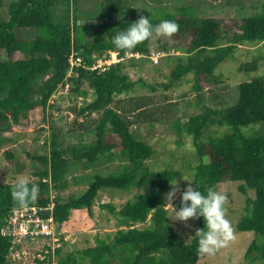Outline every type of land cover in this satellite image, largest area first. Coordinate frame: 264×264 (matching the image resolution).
<instances>
[{
	"label": "trees",
	"instance_id": "obj_1",
	"mask_svg": "<svg viewBox=\"0 0 264 264\" xmlns=\"http://www.w3.org/2000/svg\"><path fill=\"white\" fill-rule=\"evenodd\" d=\"M57 1L12 0L7 6V19L0 20V134L10 132L13 125L22 123L35 108V102L44 109L72 70V75H76L68 79L74 86L72 91L78 92L80 82H86L93 91L92 100L79 109V114L100 113L93 129L95 140L69 151L61 150L53 143L49 156L42 159L44 163L48 162L49 171L37 182H26L29 187L37 186V193H40L26 205L19 204L11 195L18 183L0 186V264H7V257L15 246L12 238L1 234L5 219L18 207L47 206L50 196L48 177L52 188L62 191L67 188L66 176L76 163L91 168L116 160L120 161L117 169L94 174L82 194L65 202L56 201L52 218L57 225L68 220L71 210L85 209L91 215L94 200L102 189H139L140 192L117 211L121 225L126 228L116 231L110 242L100 240L93 247L60 255L57 264H199L203 258V253L198 250L200 233L197 232L190 243H184L170 224L163 202L164 194L172 187L170 182L179 177V172L151 170L146 161L153 156L154 149L135 138L128 121L112 105L115 97L131 92L135 82L123 72V62L95 67V58L105 52H116L119 57L138 53L149 59L152 52L149 38L127 50L116 48L112 38L141 16L149 17L153 25L169 20L177 25L173 34L187 39L188 51H185L186 55L176 57L168 81L174 85L192 74V88L201 91L207 79L218 82L214 75L216 69L232 59L240 45L264 42V8L243 17L236 28L223 31L221 19L198 18L189 7L151 12L127 7L124 0H102L95 9L99 23L85 25L95 30L93 38L82 43L76 33L81 27L77 25L81 20L78 0H63V9L53 19L51 8ZM2 51L6 53L5 58L1 56ZM72 53L79 59V65L73 68L69 63ZM17 54L22 58L14 59ZM257 66L258 60L253 59L243 63L240 71L253 72ZM237 92L232 105L205 108L184 123L177 120L175 125L178 133L191 137L198 159L192 175L194 188L196 184L206 194L208 188L215 190L224 181H239L241 193L245 194L247 189L254 191L255 197L247 200L245 214L236 228L253 234L244 260L249 264L258 261L264 264V131H257L260 127L253 128L251 134L241 130L264 123V77L239 83ZM80 95L86 97L87 93L83 91ZM225 126L228 130L220 136L202 139L203 132L209 128ZM103 207L114 211L110 204H103ZM174 207L179 209L180 200ZM196 220L197 230H207L202 217ZM146 222L148 224L143 228L135 227ZM56 253L59 254L58 249Z\"/></svg>",
	"mask_w": 264,
	"mask_h": 264
},
{
	"label": "rangeland",
	"instance_id": "obj_2",
	"mask_svg": "<svg viewBox=\"0 0 264 264\" xmlns=\"http://www.w3.org/2000/svg\"><path fill=\"white\" fill-rule=\"evenodd\" d=\"M10 1L12 0H0V20L7 19V6ZM101 2L102 0H78L79 16L81 20L86 21L85 25L90 20H96L95 9ZM124 4L137 10L151 12L157 9L174 11L181 6L189 7L198 18L221 19L223 31L236 28L243 17L259 13L264 8V0H124ZM63 7V0H58L51 8L53 19ZM85 25H80L76 31L82 43L90 41L95 31ZM149 39L150 51L164 52L166 55L158 59V64H154L148 57L124 55V61H121L125 64L123 72L135 82V86L131 92L115 97L112 105L128 121L135 138L148 143L154 149L153 156L146 161L147 166L154 171L171 169L179 172L176 179L179 191L172 201L174 205L180 200L181 193L188 183L191 182L193 186V169L198 163L191 137L178 133L175 122L178 120L179 123H184L191 115L201 113L205 108L218 109L232 105L237 98L239 83L255 77H264V42L240 45L234 57L216 69L214 75L218 82L207 79L204 89L195 91L192 88L194 84L192 74L174 85L168 81L176 57L184 56L185 51H188L187 39L173 33L160 36L153 33ZM1 56L5 58L6 53L2 51ZM115 57L118 59L115 52H105L95 58V63L98 67L108 66L117 62L115 60L111 62L112 59H116ZM13 58L22 56L17 54ZM253 59L258 60L255 71H240L243 63ZM74 76L76 75L71 73L67 78ZM68 79L51 95L45 110L38 105V97L35 96L34 100L37 101L35 108L27 114L22 123L13 125L10 132L0 134V139H6L0 140L1 187L20 181H39L41 175L49 171L48 162L44 163L42 159L49 156L53 143H56L59 149L69 151L73 147L95 140L93 129L100 113L79 114V109L92 100L93 91L86 82H80L78 92H74L72 91L74 86ZM83 91L87 93L86 97L80 95ZM255 127H260L257 131H264V123L242 127L241 130L243 133L251 134ZM227 130L226 126L211 127L203 132L202 139L218 137ZM9 154L12 156L9 157ZM76 165L66 176L68 186L65 190L55 191L50 178L46 179L47 192L48 196L52 197L53 207L56 201L65 202L72 196L82 194L94 174L110 173L117 169L120 161L97 164L91 168L84 166L83 163ZM241 184L239 181H224L215 187V191L226 196L224 208L233 229V238L214 254H203L199 264H249L244 260V253L253 234L238 231L236 224L245 214L247 200L253 199L255 194L251 189H247L245 194L241 193L238 190ZM170 190L163 196L164 205L166 194ZM139 192V189L100 190L94 200L91 215L85 209L71 210L66 222L55 224L53 229L55 233L52 237L25 238L14 242L17 244L10 251L7 264H57L60 255L67 252L93 247L100 240L110 242L116 231L126 228L121 225L117 211ZM39 194L38 192L37 196ZM103 204L112 205L114 211L104 208ZM165 207L169 222L180 239L184 243H190L197 234V220L190 219L186 223L173 221L171 206ZM147 224L148 222L136 224L135 227L143 228ZM253 264L262 263L258 261Z\"/></svg>",
	"mask_w": 264,
	"mask_h": 264
},
{
	"label": "clouds",
	"instance_id": "obj_3",
	"mask_svg": "<svg viewBox=\"0 0 264 264\" xmlns=\"http://www.w3.org/2000/svg\"><path fill=\"white\" fill-rule=\"evenodd\" d=\"M127 25L126 29H122L112 38V43L118 49H132L150 38L153 33L157 36L170 35L177 30V25L172 21L163 20L158 25H153L149 17L144 16ZM170 184L172 188L166 194L165 206H171L174 215V218L171 217V219L186 223L190 219L203 218L207 230L204 228L197 230L200 233L199 252L211 255L224 247L233 238V229L224 208L226 196L213 188H208L205 194L198 189L196 184L194 188L189 182L181 193L180 207L176 209L172 203L179 191L176 178ZM36 194L37 186L29 187L24 181H20L11 191L13 199L21 205H26L35 198Z\"/></svg>",
	"mask_w": 264,
	"mask_h": 264
},
{
	"label": "built area",
	"instance_id": "obj_4",
	"mask_svg": "<svg viewBox=\"0 0 264 264\" xmlns=\"http://www.w3.org/2000/svg\"><path fill=\"white\" fill-rule=\"evenodd\" d=\"M116 53V52H115ZM117 54V53H116ZM75 53H72L69 57V63L71 68L79 65V59L75 58ZM166 54L164 52H155L152 51L149 55V59L154 63H158V59L164 57ZM118 56V54H117ZM125 56H142L138 53L136 54H125ZM116 58V57H115ZM121 59V60H120ZM117 61H124L123 57H119L118 59H112ZM116 63V62H115ZM95 67H98L96 65ZM93 67V68H95ZM100 67V66H99ZM72 73V70L69 71V74ZM52 197L49 196V204L44 207H40L36 204L28 207H18L15 208L10 215L5 219L4 225L1 228V234L6 237L12 238L13 242L19 241L20 239H35L37 237H52L53 229H55V222L52 218V207L53 204ZM50 211L48 216H44L41 213L44 211Z\"/></svg>",
	"mask_w": 264,
	"mask_h": 264
},
{
	"label": "water",
	"instance_id": "obj_5",
	"mask_svg": "<svg viewBox=\"0 0 264 264\" xmlns=\"http://www.w3.org/2000/svg\"><path fill=\"white\" fill-rule=\"evenodd\" d=\"M98 20H90L89 22H88V24L89 25H91L92 23H94V24H97L98 22H97ZM86 24V21L84 20H78L77 21V25H85ZM42 215H44V216H48L49 214H50V211H44V212H42L41 213Z\"/></svg>",
	"mask_w": 264,
	"mask_h": 264
},
{
	"label": "crops",
	"instance_id": "obj_6",
	"mask_svg": "<svg viewBox=\"0 0 264 264\" xmlns=\"http://www.w3.org/2000/svg\"><path fill=\"white\" fill-rule=\"evenodd\" d=\"M13 244H14V243H13ZM15 244H17V243H15ZM15 244H14V245H15Z\"/></svg>",
	"mask_w": 264,
	"mask_h": 264
}]
</instances>
